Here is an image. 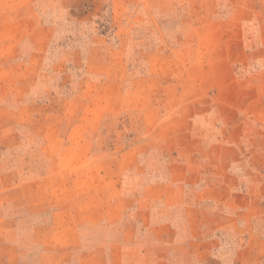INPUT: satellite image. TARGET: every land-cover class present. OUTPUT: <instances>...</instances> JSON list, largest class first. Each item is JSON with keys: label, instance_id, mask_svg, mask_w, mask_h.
Returning <instances> with one entry per match:
<instances>
[{"label": "rangeland", "instance_id": "rangeland-1", "mask_svg": "<svg viewBox=\"0 0 264 264\" xmlns=\"http://www.w3.org/2000/svg\"><path fill=\"white\" fill-rule=\"evenodd\" d=\"M263 73L264 0H0V264H99L149 193L136 171L169 182L174 157H210L196 133L214 136L220 76L242 90ZM245 165L236 201L208 173L187 190L206 234L186 264H264V174Z\"/></svg>", "mask_w": 264, "mask_h": 264}, {"label": "crops", "instance_id": "crops-1", "mask_svg": "<svg viewBox=\"0 0 264 264\" xmlns=\"http://www.w3.org/2000/svg\"><path fill=\"white\" fill-rule=\"evenodd\" d=\"M234 80V75L231 80H225L224 75L219 78L223 83L217 88L216 93L220 104L212 113V127L215 128L213 138L206 139L199 131L196 133V139L208 142L211 146L209 151L212 159V167L209 166L211 171L206 170L209 168L205 162L210 157L205 154L200 159L193 157L192 150L179 154L168 164L169 182L162 178V181L149 184L146 172L136 171L134 178L138 182L140 180L139 188L147 187L149 193L136 205L137 210L131 211V215H128L130 220L120 233L118 243L116 241L109 246L102 245L99 264H173L172 259L175 256L181 259L178 264H186V259H190L194 253L188 245L203 240V234H206L202 231L205 224L203 221L200 222V214L206 212L199 203L202 199L198 196L194 201L189 200L186 197L187 190H194L196 183L208 173L206 176L213 180L207 187L218 195V197L214 195L216 200L220 201L223 197L229 202L232 199L236 201L237 177L240 175L237 171L238 159L246 162L245 175H252L256 171L264 174L263 163L259 169L252 163L250 165L248 160L251 153H258L260 159L264 160V73L261 74L260 80L253 82L250 89L237 90ZM237 98L249 102L244 106H236ZM226 110L230 113L226 114L224 112ZM254 117L257 119L254 120ZM255 187V182L251 181V185L246 189L249 191L244 195L245 198H250V202L245 206L252 207L253 196L259 190H255ZM150 190L158 194H150ZM172 194L174 197H171ZM183 207L189 225L187 234L180 232L174 218L175 210L179 211ZM139 217L146 230H140L137 225L131 224ZM218 221L216 228L225 223L224 219ZM208 250L209 248L202 245L196 252L207 254L210 253Z\"/></svg>", "mask_w": 264, "mask_h": 264}]
</instances>
